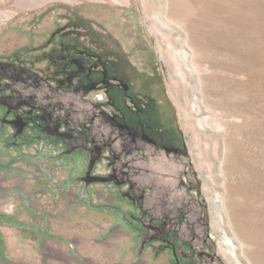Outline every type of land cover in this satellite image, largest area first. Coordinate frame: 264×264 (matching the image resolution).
Returning <instances> with one entry per match:
<instances>
[{
    "label": "rangeland",
    "instance_id": "374dc122",
    "mask_svg": "<svg viewBox=\"0 0 264 264\" xmlns=\"http://www.w3.org/2000/svg\"><path fill=\"white\" fill-rule=\"evenodd\" d=\"M0 264H264V0H0Z\"/></svg>",
    "mask_w": 264,
    "mask_h": 264
},
{
    "label": "bare ground",
    "instance_id": "6f19581e",
    "mask_svg": "<svg viewBox=\"0 0 264 264\" xmlns=\"http://www.w3.org/2000/svg\"><path fill=\"white\" fill-rule=\"evenodd\" d=\"M174 9V8H173ZM173 9H170L169 11H168V14H169V12H170V14L171 15H173ZM180 26H181V28H182V31H184V33H185V36H184V39L182 40H177V43L179 44V45H183V44H185L186 46H190L192 49H193V51L197 48V46H198V44H197V41H196V39H195V37H194V35H193V33H194V31H192V30H190V32L188 33V22H180ZM164 41V40H163ZM162 42V41H161ZM167 46V45H166ZM193 57H194V54H193ZM192 60H193V58H192ZM177 65V64H176ZM200 82L202 81V78H201V73H200ZM224 165H226L227 167H230V163H224ZM228 169V168H227ZM228 170H230V169H228ZM231 188V186H229V189ZM227 202H229V200H226Z\"/></svg>",
    "mask_w": 264,
    "mask_h": 264
}]
</instances>
